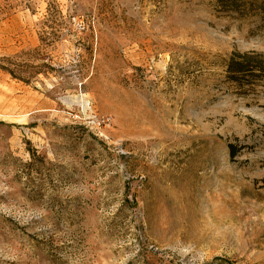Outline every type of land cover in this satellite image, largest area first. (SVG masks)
I'll list each match as a JSON object with an SVG mask.
<instances>
[{
    "label": "rangeland",
    "instance_id": "rangeland-1",
    "mask_svg": "<svg viewBox=\"0 0 264 264\" xmlns=\"http://www.w3.org/2000/svg\"><path fill=\"white\" fill-rule=\"evenodd\" d=\"M217 0H0V264H264V23Z\"/></svg>",
    "mask_w": 264,
    "mask_h": 264
},
{
    "label": "trees",
    "instance_id": "trees-1",
    "mask_svg": "<svg viewBox=\"0 0 264 264\" xmlns=\"http://www.w3.org/2000/svg\"><path fill=\"white\" fill-rule=\"evenodd\" d=\"M224 9L248 11L264 23V0H217ZM226 77L238 86L260 83L264 89V60L246 54L235 53L226 62Z\"/></svg>",
    "mask_w": 264,
    "mask_h": 264
}]
</instances>
